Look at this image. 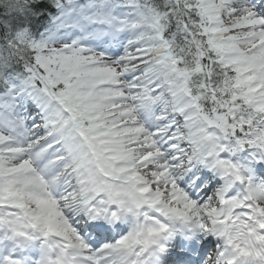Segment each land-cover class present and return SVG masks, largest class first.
<instances>
[{
	"label": "snow or ice",
	"instance_id": "6c2138e0",
	"mask_svg": "<svg viewBox=\"0 0 264 264\" xmlns=\"http://www.w3.org/2000/svg\"><path fill=\"white\" fill-rule=\"evenodd\" d=\"M0 264H264V0H0Z\"/></svg>",
	"mask_w": 264,
	"mask_h": 264
}]
</instances>
